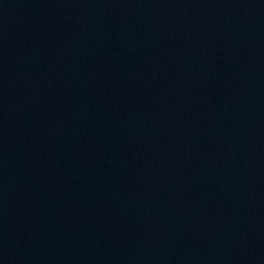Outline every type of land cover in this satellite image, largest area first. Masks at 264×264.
Segmentation results:
<instances>
[{"label": "water", "instance_id": "obj_1", "mask_svg": "<svg viewBox=\"0 0 264 264\" xmlns=\"http://www.w3.org/2000/svg\"><path fill=\"white\" fill-rule=\"evenodd\" d=\"M0 264H264V0H0Z\"/></svg>", "mask_w": 264, "mask_h": 264}]
</instances>
